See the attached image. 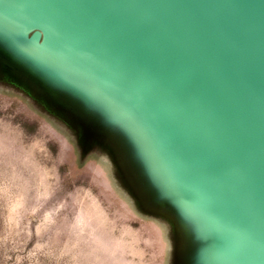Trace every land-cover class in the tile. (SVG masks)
I'll return each mask as SVG.
<instances>
[{
	"label": "rangeland",
	"instance_id": "obj_1",
	"mask_svg": "<svg viewBox=\"0 0 264 264\" xmlns=\"http://www.w3.org/2000/svg\"><path fill=\"white\" fill-rule=\"evenodd\" d=\"M0 13V264H245L131 95Z\"/></svg>",
	"mask_w": 264,
	"mask_h": 264
},
{
	"label": "water",
	"instance_id": "obj_2",
	"mask_svg": "<svg viewBox=\"0 0 264 264\" xmlns=\"http://www.w3.org/2000/svg\"><path fill=\"white\" fill-rule=\"evenodd\" d=\"M0 13L131 95L211 214L213 248L264 264V0H0Z\"/></svg>",
	"mask_w": 264,
	"mask_h": 264
},
{
	"label": "bare ground",
	"instance_id": "obj_3",
	"mask_svg": "<svg viewBox=\"0 0 264 264\" xmlns=\"http://www.w3.org/2000/svg\"><path fill=\"white\" fill-rule=\"evenodd\" d=\"M60 52V51H59ZM61 54V53H60ZM109 80L113 83H119V79L120 78L119 76H117L116 74H112L111 73V76H108ZM245 264H260V263H257V262H253L252 260H248V259H245Z\"/></svg>",
	"mask_w": 264,
	"mask_h": 264
}]
</instances>
